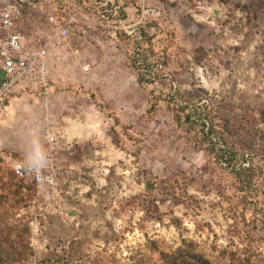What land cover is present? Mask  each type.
Listing matches in <instances>:
<instances>
[{"label": "rangeland", "instance_id": "1", "mask_svg": "<svg viewBox=\"0 0 264 264\" xmlns=\"http://www.w3.org/2000/svg\"><path fill=\"white\" fill-rule=\"evenodd\" d=\"M108 1L123 24L78 1L48 91L0 118V150L58 172L48 188L0 163V262L162 264L190 246L264 264V0ZM41 14L22 28L45 46Z\"/></svg>", "mask_w": 264, "mask_h": 264}, {"label": "built area", "instance_id": "2", "mask_svg": "<svg viewBox=\"0 0 264 264\" xmlns=\"http://www.w3.org/2000/svg\"><path fill=\"white\" fill-rule=\"evenodd\" d=\"M38 1L41 2V6L48 7L50 13L43 18L52 29V34L47 37L50 42L45 46L30 43L29 36L22 28L24 7L21 0H0V110L15 95L27 92L28 89L48 91L51 83L50 46L59 45L58 38L69 40L80 20L78 17L80 0ZM118 2L122 3V0ZM84 4L93 9V13L102 23L118 20L119 24H123V21L119 20L121 6H114L108 0H84ZM39 30H44V27ZM59 46L61 49H66L70 44ZM54 140V137H51L50 142L54 143ZM0 163L11 164L22 178L30 177L39 186L55 188L58 184V172L54 168L47 174L40 170L29 169L12 154L2 150H0Z\"/></svg>", "mask_w": 264, "mask_h": 264}, {"label": "trees", "instance_id": "3", "mask_svg": "<svg viewBox=\"0 0 264 264\" xmlns=\"http://www.w3.org/2000/svg\"><path fill=\"white\" fill-rule=\"evenodd\" d=\"M0 264H9L1 263ZM162 264H213L212 261L202 254L196 253L190 246L186 249H179L173 253H163ZM231 264H243L231 263Z\"/></svg>", "mask_w": 264, "mask_h": 264}, {"label": "crops", "instance_id": "4", "mask_svg": "<svg viewBox=\"0 0 264 264\" xmlns=\"http://www.w3.org/2000/svg\"><path fill=\"white\" fill-rule=\"evenodd\" d=\"M21 3H22V5H23V7H24V11H25V8L27 7V6H32V7H34V9H36V12H37V14L39 13V14H41L40 12H39V10L40 11H43L44 10V6H41V2L40 1H37V3H36V1H34V0H21ZM43 3V2H42ZM38 5L40 6V9H38ZM48 7H46L45 9H47ZM50 8V7H49ZM30 9H33V8H30ZM44 14H47L46 13V11L45 12H42V14H41V16L39 17L40 19H42L43 20V18H45L46 16L44 15ZM81 20V19H80ZM44 22V20L43 21H39V23L37 24V23H35V25H37L36 27H38V28H41V27H46V24H44L43 23ZM79 23V22H78ZM77 23V24H78ZM77 26V25H76ZM52 50H50L49 51V56H50V60H51V72H52V70H53V60H52V52H51ZM53 77V76H52ZM27 91H30V92H40V90H38V89H28ZM24 93V92H23ZM13 98H15V96L13 97ZM12 98V99H13ZM11 99V100H12ZM11 100H9L5 105H4V107L0 110V118L4 115V113H5V111L7 110V109H9L10 108V106H11ZM1 121V120H0Z\"/></svg>", "mask_w": 264, "mask_h": 264}, {"label": "water", "instance_id": "5", "mask_svg": "<svg viewBox=\"0 0 264 264\" xmlns=\"http://www.w3.org/2000/svg\"><path fill=\"white\" fill-rule=\"evenodd\" d=\"M75 214H72L71 216H74Z\"/></svg>", "mask_w": 264, "mask_h": 264}]
</instances>
